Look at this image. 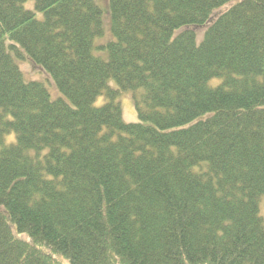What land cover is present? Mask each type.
<instances>
[{
    "label": "trees",
    "instance_id": "1",
    "mask_svg": "<svg viewBox=\"0 0 264 264\" xmlns=\"http://www.w3.org/2000/svg\"><path fill=\"white\" fill-rule=\"evenodd\" d=\"M28 1L0 0V264H264V0Z\"/></svg>",
    "mask_w": 264,
    "mask_h": 264
},
{
    "label": "rangeland",
    "instance_id": "2",
    "mask_svg": "<svg viewBox=\"0 0 264 264\" xmlns=\"http://www.w3.org/2000/svg\"><path fill=\"white\" fill-rule=\"evenodd\" d=\"M98 1L102 2L103 0H97V2ZM33 4H34V1L29 0L28 3L27 2L25 3V6L31 8ZM38 15L40 16L41 14L39 13ZM198 34L201 35L202 30H198ZM19 63H20V61H19ZM20 64H21L20 66L23 70V73H24L26 79L43 81L45 83V85L47 86V88L50 92V95L53 99H58V98L62 97V94L58 90L57 86L54 84V82L52 81L50 76L45 71L38 70L37 75H34L35 68L31 67V65L28 62L22 61ZM36 76L38 78H36ZM98 99H100V100H98V102L96 104L100 105L103 103L105 97H100ZM121 102H122V106H123V116H124L125 121L129 122V123L139 121V117H138V114H137V111H136V108L134 105L132 93L131 92L123 93L121 96ZM11 136H14V135H11ZM65 263L68 264L67 261H65Z\"/></svg>",
    "mask_w": 264,
    "mask_h": 264
},
{
    "label": "bare ground",
    "instance_id": "3",
    "mask_svg": "<svg viewBox=\"0 0 264 264\" xmlns=\"http://www.w3.org/2000/svg\"><path fill=\"white\" fill-rule=\"evenodd\" d=\"M52 99V98H51ZM53 100V99H52Z\"/></svg>",
    "mask_w": 264,
    "mask_h": 264
}]
</instances>
